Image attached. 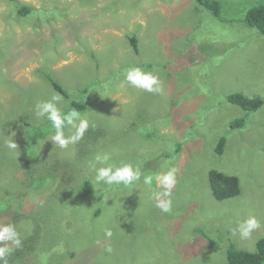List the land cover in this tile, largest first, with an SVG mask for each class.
<instances>
[{"label":"rangeland","instance_id":"rangeland-1","mask_svg":"<svg viewBox=\"0 0 264 264\" xmlns=\"http://www.w3.org/2000/svg\"><path fill=\"white\" fill-rule=\"evenodd\" d=\"M219 2L223 21L195 0H0V224L22 240L7 264H226L230 244L255 251L264 238V106L245 113L226 97L264 99V37L242 22L264 0ZM20 6L32 11L22 16ZM133 67L157 75L163 93L120 87ZM49 77L68 95L62 112L84 103L85 134L105 132L90 137L93 145L89 137L67 149L47 141L55 130L35 106L55 93ZM241 118L243 128H230ZM11 138L16 150L6 146ZM105 152L114 165L139 167L141 180L96 185L89 162ZM173 167L164 213L155 176ZM210 170L236 176L240 195L214 200ZM249 216L261 227L234 236Z\"/></svg>","mask_w":264,"mask_h":264},{"label":"clouds","instance_id":"clouds-1","mask_svg":"<svg viewBox=\"0 0 264 264\" xmlns=\"http://www.w3.org/2000/svg\"><path fill=\"white\" fill-rule=\"evenodd\" d=\"M130 85L134 88L144 90L148 93L162 94L164 91L163 83L157 75L152 72H146L139 67H133L127 70L124 80L120 87ZM63 97L59 93H54L50 100L42 101L35 106V115L39 119H46L54 128L52 134L47 141H51L53 145L60 149H67L69 145H75L83 137L89 128L88 118L76 110L71 108L69 111L62 112L57 106L63 102ZM74 129L70 135H65V128ZM15 133H12V137ZM6 146L11 150L17 149V144L11 138L6 142ZM111 156L109 153H97L92 161L89 162V167L94 171V183L96 185H123L131 186L134 182L141 180L142 172L139 167H134L130 163H121L114 165L110 163ZM99 165V166H97ZM176 168H171L168 171L155 176V180L162 191L153 192L155 206L164 213H168L172 209V190L177 184ZM153 181L152 175H144L143 183L150 186ZM261 227L260 222L255 216H249L245 221L233 228L232 234L235 236L239 233L241 239L250 237L253 231ZM106 238L110 239L113 235L111 228L104 230ZM22 247V240L16 227L12 224H0V264H7L6 257L15 249ZM106 251L111 252V246L106 247Z\"/></svg>","mask_w":264,"mask_h":264},{"label":"trees","instance_id":"trees-1","mask_svg":"<svg viewBox=\"0 0 264 264\" xmlns=\"http://www.w3.org/2000/svg\"><path fill=\"white\" fill-rule=\"evenodd\" d=\"M8 1L14 2L15 0H8ZM195 2L197 6L202 7L203 9L210 12L215 18L223 21V18L221 16L222 6L219 0H195ZM30 11H32L30 7L20 6L18 13L22 16L24 15L26 16L27 14L30 13ZM242 22L246 24V26L256 29L258 33L264 37V4H259L249 8L248 11L245 13ZM129 38L130 39L128 40L131 50L134 51V53L135 52L137 53L138 39L135 36H131ZM126 71L127 70L124 69L122 70V73L126 75L125 73ZM108 76H109L108 77L109 80H111L114 74L109 72ZM47 80H49L48 82L52 86L53 91L55 93H59L64 98V100H68V95L57 82L52 80L50 77ZM226 100L229 104H231L232 106H236L245 113H255L264 106V99H262L261 97L259 96L248 97L240 92H233L228 94ZM69 105H70V109L75 108L80 112H84V110L86 109V105L84 103L74 100H72L69 103ZM244 125H245L244 118L235 119L230 123V128L239 129V128H243ZM99 131L95 133L87 132L84 135L83 139L86 140L87 137L90 138L91 136L92 137L96 136L97 137L96 139H101L103 137V133L105 134V132L103 131L102 133ZM91 138L89 140L90 146L91 144L92 145L94 144V142H91ZM225 144H226V138L221 137L215 149V154L217 156H221L223 154ZM208 182H209L211 195L216 201L220 202L230 198H234L239 196L241 193L240 182L236 176L227 175L217 170H210L208 172ZM82 192H83L82 195L84 197H88L90 195V183L88 181H86L82 185ZM226 259H227L226 264H264V238H261L256 242V249L254 252L238 249L233 244H230L226 251Z\"/></svg>","mask_w":264,"mask_h":264}]
</instances>
